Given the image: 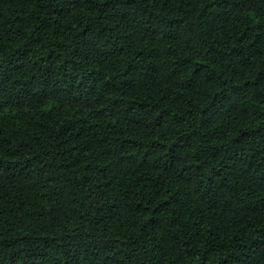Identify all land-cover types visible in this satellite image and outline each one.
<instances>
[{"label":"trees","instance_id":"obj_1","mask_svg":"<svg viewBox=\"0 0 264 264\" xmlns=\"http://www.w3.org/2000/svg\"><path fill=\"white\" fill-rule=\"evenodd\" d=\"M0 264H264V0H0Z\"/></svg>","mask_w":264,"mask_h":264}]
</instances>
